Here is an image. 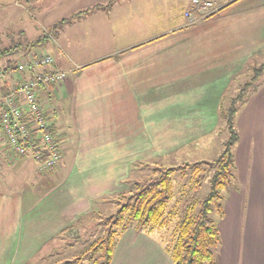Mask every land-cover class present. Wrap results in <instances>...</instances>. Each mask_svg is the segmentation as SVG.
Instances as JSON below:
<instances>
[{"label":"crops","instance_id":"obj_1","mask_svg":"<svg viewBox=\"0 0 264 264\" xmlns=\"http://www.w3.org/2000/svg\"><path fill=\"white\" fill-rule=\"evenodd\" d=\"M52 1L20 10L30 38L45 46L17 49L22 52L5 66L0 94L18 81L11 80L16 63L33 55L53 57L42 70L68 72L64 81L37 90L62 160L23 190H0V264H30L84 225L98 204L118 205L134 170L213 140L241 78L255 68L252 61L264 62V0H223L219 13L195 23L184 16L186 0ZM5 4L0 0L1 11ZM249 97L235 114L234 180L223 190L224 216L216 213L218 264H264V88ZM28 158L16 168L39 173ZM138 234L129 227L118 235L111 264H129L131 256L140 264L148 256L147 264H174L164 246L152 252L149 237ZM134 247L136 254L128 253Z\"/></svg>","mask_w":264,"mask_h":264},{"label":"rangeland","instance_id":"obj_2","mask_svg":"<svg viewBox=\"0 0 264 264\" xmlns=\"http://www.w3.org/2000/svg\"><path fill=\"white\" fill-rule=\"evenodd\" d=\"M5 2L7 3L5 4V10H0V50H5L6 48H13L17 46V49L21 48L23 51L26 46L30 47L31 45V48H33L35 52H39L42 46L45 45H42L40 43V39H38V41H35L34 38H30L31 33L28 27V16L25 17V15L22 14L21 11L25 12V7H27L28 11H33L34 4L36 6H52L53 1L32 0L31 3L26 0H21V5L16 4V0H5ZM184 3L189 4L190 0H186L184 1ZM20 26H22L24 30H21ZM17 49H14L10 53H7L5 56L0 57L1 70H4L7 64L17 59L19 54L22 52L20 51L19 53V50L21 49ZM260 62L262 61H252L251 65L256 68L261 65ZM255 68H252V71L249 75H243L240 81V89L245 83L252 84L250 85L251 88L247 91L245 97L246 100L250 98V94H253V92L259 91L261 88H264V71L263 73H261L262 75L260 74L255 80H252ZM247 72L248 71H246V73ZM5 79H7V75L0 77V84ZM249 103L250 101L247 102L246 105L248 106ZM242 105L243 104H241L240 107ZM260 118L261 117H259L258 120H260ZM228 134L229 133L225 120V124H223L222 127L219 125V129L216 135H214L213 140L195 141V143L190 144L192 146L188 145L184 148L178 149L175 152H172L168 156L162 157L159 163L156 164L169 167L178 166L183 163H194L202 160H212L222 152ZM7 144V140L3 136L0 128V190L4 192L23 190L24 187L27 186V183H31V181H33L32 178L34 177V175L39 179L43 176V173H38L35 170H33V172L31 171L27 175L21 173L20 170L16 168V164L24 156L21 157L13 154L12 148ZM16 156L18 158H16ZM28 159H30L29 162H33L31 158ZM33 163L32 164L36 167L37 163L35 161ZM154 165L144 164L143 168L134 170L130 178V187L124 193H128L133 190L135 188L136 181H142L151 177L152 167ZM204 167L205 165H201L199 172H201ZM198 173L194 174L190 170L185 178H181L179 173L176 172L173 177L174 196L167 206L164 216V225H155L146 230H142L139 232L137 231L139 233L137 237H141L140 233H143L144 236L149 237L151 241L149 243V246L153 248L152 252H158L156 247L164 246L168 250V248L170 249L174 246L179 223L186 216V214L189 215L195 213L198 208L199 201L208 194L210 188L208 179H205L202 182L200 189L198 191H195L194 184L196 175H198ZM122 194L118 197V199H122ZM117 209L118 205L114 202H112L111 204L109 202L105 204H98L97 210L93 213L92 217L87 221H83L85 222L84 225L80 224L78 228H76L77 230L75 232L73 231L68 235H64L63 238L56 239L51 244H48V246H46L44 250L41 251V253L36 255V257L30 262V264H65L66 261L74 260L80 255L84 257L77 264H91L92 262L89 254H83L95 239L103 236L106 233L107 225L105 224V219L109 217L111 213L116 212ZM212 217L215 219V221H217L218 216L216 213H212ZM136 244V242L133 243L134 246H136ZM221 245L222 243L217 249H215L218 255H220V251H222ZM51 247H53V249H56V251L54 253H47ZM136 250L137 248L134 247L133 249H129L128 253L136 254ZM149 250L147 252L148 255ZM243 250L244 248L242 245V254ZM44 253L46 256L43 257ZM140 256L142 257V253ZM131 258H133V261H131L129 264L141 263V258H137V256H131ZM150 261L152 260H150L149 256L144 257L142 264H147L148 262L150 263Z\"/></svg>","mask_w":264,"mask_h":264},{"label":"trees","instance_id":"obj_3","mask_svg":"<svg viewBox=\"0 0 264 264\" xmlns=\"http://www.w3.org/2000/svg\"><path fill=\"white\" fill-rule=\"evenodd\" d=\"M234 1L236 0L230 3ZM72 18L59 20L54 28L57 29ZM17 48L15 46L0 50V57ZM263 71L264 62L254 69L252 80ZM3 72L6 76L5 68ZM250 85L251 83H245L239 93L232 97L230 105L222 111L229 133L222 152L212 160L169 167L155 164L152 167V176L136 181L135 188L123 193L122 199L118 200L117 211L105 219L106 233L95 239L83 254H89L91 264H111L117 237L127 228L134 227L139 232L155 225H164L167 206L174 196V174L178 172L181 178H185L190 170L197 174L201 165L205 167L196 175L194 187L195 191H198L202 182L208 179L210 185L208 194L199 201L196 212L186 214L179 223L175 244L167 251L174 264H218L215 249L219 247L222 237L212 213H217L220 217L224 216L223 190L232 185L234 180L233 147L239 139L235 114L239 103L245 100ZM83 257L80 255L74 260L66 261L65 264H77Z\"/></svg>","mask_w":264,"mask_h":264},{"label":"built area","instance_id":"obj_4","mask_svg":"<svg viewBox=\"0 0 264 264\" xmlns=\"http://www.w3.org/2000/svg\"><path fill=\"white\" fill-rule=\"evenodd\" d=\"M224 6L223 0H190L184 16L189 23H195L214 16ZM52 62L50 55H33L16 63L11 80L18 81H14L7 93L0 94L3 136L13 153L33 159L41 173L57 170L62 160L59 139L37 97L41 86L59 83L68 76V72L62 69L42 70ZM3 76L4 72L0 69V77Z\"/></svg>","mask_w":264,"mask_h":264}]
</instances>
